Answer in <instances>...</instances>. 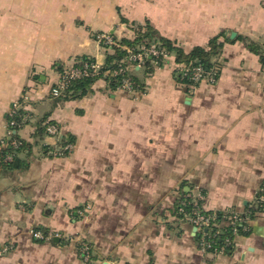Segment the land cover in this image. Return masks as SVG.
<instances>
[{
  "label": "crops",
  "instance_id": "1",
  "mask_svg": "<svg viewBox=\"0 0 264 264\" xmlns=\"http://www.w3.org/2000/svg\"><path fill=\"white\" fill-rule=\"evenodd\" d=\"M145 24L184 52L220 32L263 44L264 0H0V141L21 100L30 118L18 135L33 144L25 170L0 169V252L9 249L0 264H264V212L217 255L174 215L189 194L203 195L204 210L243 213L264 186V70L241 41L212 59L216 83L191 93L171 56L150 75L135 68L141 93L98 79L81 99L49 97L55 64L87 56L102 66L94 35L131 40ZM44 116L74 138L67 156L42 153L57 143L48 136L33 143ZM32 229L51 238L37 241Z\"/></svg>",
  "mask_w": 264,
  "mask_h": 264
},
{
  "label": "trees",
  "instance_id": "2",
  "mask_svg": "<svg viewBox=\"0 0 264 264\" xmlns=\"http://www.w3.org/2000/svg\"><path fill=\"white\" fill-rule=\"evenodd\" d=\"M133 39H116L112 35L114 42L111 46H102L104 50V61L96 73L93 72L91 66L96 63L92 57L83 56L73 61L72 67L83 69L84 65L87 66V75L78 79L69 80L66 85V90L58 97H52L50 99L55 102H66L76 99H81L91 93V86L98 79H103L112 91L121 89L123 82L128 80L131 85V89L135 93H141L143 89L142 82L135 76V67L127 63L128 52L137 53L139 47L144 46L148 48L151 44H156L160 50L165 51L170 56L174 57V62L177 65H184L188 67L199 66L204 72L209 71L214 65L218 66L212 59L220 55L221 49L225 43H230L234 40L241 41L246 48L259 55L262 66H264V55L261 50L264 49V43L258 44L245 37L237 36L235 39L230 40L224 33L220 32L214 37L210 38L205 47H193L189 52H184L181 48L175 45L168 39L161 37L154 28L149 24H145L142 27H135ZM152 61H157L159 67L162 66L160 57L148 56L141 68H139L145 75H150L155 69L156 65ZM69 68L62 64H55V69L58 75L62 74L64 70ZM139 70V71H140ZM219 75L215 74L216 79ZM178 84H181L187 88V80H175ZM20 106L9 113L6 117V131L9 132L0 141V169L3 173L12 171H23L27 167L26 157L29 155L33 144L24 141L18 135V132L26 124L29 123L30 115L23 108V101L19 100ZM13 123V125H10ZM54 125L59 128L53 121H48L46 116L38 120L35 124V130L32 135L34 144L37 141L47 136V127ZM74 138L71 135L59 136L58 150L49 145L42 146V153L50 157H64L69 153L63 150L66 146H73ZM24 156V157H20ZM264 189V186L261 187ZM194 196L185 195L177 200L174 206V215L177 219H183L184 216H191L193 212H198L203 216H209L212 218L208 227L203 228L195 236L199 241L204 235L203 239L210 243V248L206 250L208 254L218 251L223 248L224 254H230L233 250V242L236 236H246L249 234L248 221L255 218L259 213L264 212V207L255 208L252 204H248L244 208V212L239 215L241 221H234L232 224L227 221L229 216L225 211H207L203 209V199L198 200L194 205ZM183 203V205H181ZM180 209L182 211H180ZM38 230V229H35ZM225 241L231 242V244L225 245ZM85 243V242H84ZM78 247V246H77ZM78 252V249H77ZM80 256V253L78 252ZM81 258V256H80Z\"/></svg>",
  "mask_w": 264,
  "mask_h": 264
},
{
  "label": "built area",
  "instance_id": "3",
  "mask_svg": "<svg viewBox=\"0 0 264 264\" xmlns=\"http://www.w3.org/2000/svg\"><path fill=\"white\" fill-rule=\"evenodd\" d=\"M94 40L97 43V45L99 47H101V49H102V46H104V45L105 46H111L114 44V42L112 40V36L107 34V33H100V34L94 35ZM127 52L129 54L128 58H127V63L130 65L132 64L133 65L132 67H135L136 69H139L142 67L145 59L148 56H154V57H160L161 58V61H162L161 67L158 66L157 61L156 62L152 61V63L154 65H156V69L165 67V65L167 64L168 60L171 57L165 51L160 50L156 44H151L148 48L141 46V47H139L137 53H131L129 50H127ZM67 66H69V68L64 70V72L59 75L58 83L54 87H52L50 90L49 95H51L52 97L60 96L66 90V85H67L69 80L78 79L82 76L87 75V66L86 65H84L83 69L73 68L72 64L67 65ZM99 67H100V65H98L97 63H95L94 65L91 66L94 73L97 72ZM262 68L264 70V66H262ZM217 72H218V67L215 65L209 71L204 72L203 69L199 66L188 67V66H184V65L175 64L174 70H173V75H174L175 80H176V78L179 80H187L188 81L187 82L188 83L187 89L191 93L195 89V87L199 83H201L202 81H206L209 84L216 83L217 79L215 77V74ZM121 89H124L128 92L135 93L131 89V85H130V82L128 80H125L123 82ZM19 106H20L19 101H16L14 103L13 108H12L10 113H13V111L16 110ZM10 125H13V123H11ZM46 131H47L48 137L53 138L57 141L55 146H53L54 149L57 151L58 150V147H57L58 139L60 136L59 128L55 127L54 125H49L47 127ZM8 134H9V132L6 131V136ZM71 148H72L71 146H66L63 148V150H66L68 153H70ZM202 199H203V195L198 194L196 197H194V200H193L194 205L197 203L198 200H202ZM251 204L255 208L264 207V189H262V188L259 189L257 196L255 197L254 201ZM181 205H183V203H181ZM89 208L90 207L86 206V205L82 206L81 208L77 209L76 213L79 216H82V215H84V213L86 211L89 210ZM180 211H182V210L180 209ZM225 212H228L229 216L227 217V221H230L231 224L234 221H241V219L239 218V215H241L242 213H238L235 210H225ZM183 220L188 221L195 228L196 231L200 232L203 228L208 227L212 218L209 216H203V215L199 214L198 212H193L191 216L185 215ZM30 235L33 239H35L37 241L49 240L51 238L49 235H45L41 231L34 230V229H32L30 231ZM203 237H204V235L201 237V239L199 241H197V245L204 253H207L206 250L210 248V243L208 241H205L203 239ZM228 244H231V242L225 241V245H228ZM77 246H78L77 249H78V252L80 253L81 259L83 261L90 260V258H91L90 246L84 242H79ZM8 250H9L8 247H5L2 250V252H0V253H5ZM223 251H224V249L220 248L218 251L210 253V254L211 255H217L220 253L224 254Z\"/></svg>",
  "mask_w": 264,
  "mask_h": 264
},
{
  "label": "water",
  "instance_id": "4",
  "mask_svg": "<svg viewBox=\"0 0 264 264\" xmlns=\"http://www.w3.org/2000/svg\"><path fill=\"white\" fill-rule=\"evenodd\" d=\"M235 36L234 33H231L230 37L233 38ZM54 241H57V239H54Z\"/></svg>",
  "mask_w": 264,
  "mask_h": 264
},
{
  "label": "rangeland",
  "instance_id": "5",
  "mask_svg": "<svg viewBox=\"0 0 264 264\" xmlns=\"http://www.w3.org/2000/svg\"><path fill=\"white\" fill-rule=\"evenodd\" d=\"M6 136V135H5Z\"/></svg>",
  "mask_w": 264,
  "mask_h": 264
}]
</instances>
